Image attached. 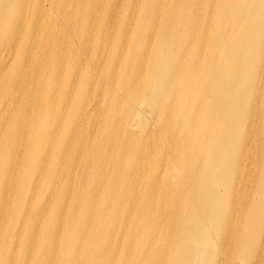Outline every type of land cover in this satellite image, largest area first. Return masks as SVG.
Masks as SVG:
<instances>
[{
    "label": "bare ground",
    "instance_id": "1",
    "mask_svg": "<svg viewBox=\"0 0 264 264\" xmlns=\"http://www.w3.org/2000/svg\"><path fill=\"white\" fill-rule=\"evenodd\" d=\"M0 264H264V0H0Z\"/></svg>",
    "mask_w": 264,
    "mask_h": 264
}]
</instances>
